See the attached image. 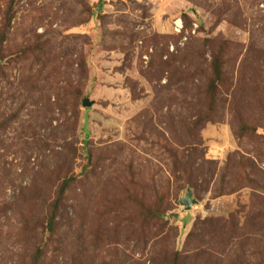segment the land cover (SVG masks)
<instances>
[{
  "label": "rangeland",
  "instance_id": "1",
  "mask_svg": "<svg viewBox=\"0 0 264 264\" xmlns=\"http://www.w3.org/2000/svg\"><path fill=\"white\" fill-rule=\"evenodd\" d=\"M263 211L264 0H0V264H264Z\"/></svg>",
  "mask_w": 264,
  "mask_h": 264
},
{
  "label": "trees",
  "instance_id": "2",
  "mask_svg": "<svg viewBox=\"0 0 264 264\" xmlns=\"http://www.w3.org/2000/svg\"><path fill=\"white\" fill-rule=\"evenodd\" d=\"M224 59H223V55L222 53H218V55H213L212 57V61L210 63V70H211V74H212V79L210 80V84L208 85L207 88V95L210 97V101H211V108L213 109L216 101H217V97L219 94V87L222 86V84L225 81L224 78ZM248 121L241 123V130L240 132L242 133H246L248 132ZM201 126V122L197 121L193 126L192 129H197ZM245 179L250 181L249 179V175L246 174ZM69 181H65L62 189L57 197V199L51 204L50 206V216L48 218V229L49 231L54 234V232L56 231V227H57V221L59 218V211L62 207V199L64 198V194L65 191L68 187ZM233 192H237V190H233L231 191V193ZM231 195V194H230ZM253 208H256L255 206ZM264 212V211H263ZM263 212H256V214H260L259 216L262 217ZM238 213H234L230 216L229 220H227L225 223V225L229 226V230H233L234 226L233 223H235L236 220H238L237 217ZM208 252H203V254H207ZM182 262V256L175 254L172 260V264H180Z\"/></svg>",
  "mask_w": 264,
  "mask_h": 264
},
{
  "label": "water",
  "instance_id": "3",
  "mask_svg": "<svg viewBox=\"0 0 264 264\" xmlns=\"http://www.w3.org/2000/svg\"><path fill=\"white\" fill-rule=\"evenodd\" d=\"M93 105L89 100H85L83 106L85 108H90ZM197 204V201L193 199V192L191 190L188 191L185 198L181 200V205L186 208V210H191L193 206Z\"/></svg>",
  "mask_w": 264,
  "mask_h": 264
},
{
  "label": "built area",
  "instance_id": "4",
  "mask_svg": "<svg viewBox=\"0 0 264 264\" xmlns=\"http://www.w3.org/2000/svg\"><path fill=\"white\" fill-rule=\"evenodd\" d=\"M178 25H181V21H178V22L176 23V25H175V26H176V27H175V31H176V32H180V30L182 29V27H181L182 25H181L180 27H179Z\"/></svg>",
  "mask_w": 264,
  "mask_h": 264
}]
</instances>
